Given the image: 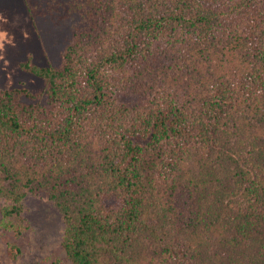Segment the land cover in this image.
Masks as SVG:
<instances>
[{
    "label": "trees",
    "instance_id": "obj_1",
    "mask_svg": "<svg viewBox=\"0 0 264 264\" xmlns=\"http://www.w3.org/2000/svg\"><path fill=\"white\" fill-rule=\"evenodd\" d=\"M114 2L112 49L23 64L45 106L0 93L4 217L45 188L71 264H264V0Z\"/></svg>",
    "mask_w": 264,
    "mask_h": 264
},
{
    "label": "rangeland",
    "instance_id": "obj_2",
    "mask_svg": "<svg viewBox=\"0 0 264 264\" xmlns=\"http://www.w3.org/2000/svg\"><path fill=\"white\" fill-rule=\"evenodd\" d=\"M107 1L0 0V31L8 33L0 50V93L11 90L20 103L45 106L48 84L45 78L25 69L24 63L59 69L67 48L90 31L96 34L92 40L95 48L91 45L88 50L112 49L119 32L127 30V23H118L124 18L114 2L109 24L105 26ZM124 1L131 4L132 0ZM117 26L119 32L114 33L112 28ZM18 164L21 170L20 160ZM42 174L47 171L36 176ZM51 191L45 188L29 191L21 201L19 215L11 216L10 220L4 217L3 208L10 207L13 201L0 193V264H71L63 247V213L50 197ZM140 252L135 254L133 264H166L156 251Z\"/></svg>",
    "mask_w": 264,
    "mask_h": 264
},
{
    "label": "clouds",
    "instance_id": "obj_3",
    "mask_svg": "<svg viewBox=\"0 0 264 264\" xmlns=\"http://www.w3.org/2000/svg\"><path fill=\"white\" fill-rule=\"evenodd\" d=\"M8 38V33L5 31H0V50L4 48V42ZM8 42L11 43V40L8 39Z\"/></svg>",
    "mask_w": 264,
    "mask_h": 264
}]
</instances>
